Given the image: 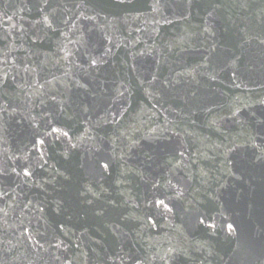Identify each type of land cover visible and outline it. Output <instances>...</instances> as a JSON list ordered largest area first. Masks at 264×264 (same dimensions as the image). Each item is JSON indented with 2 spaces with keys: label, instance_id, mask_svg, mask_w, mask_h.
Here are the masks:
<instances>
[{
  "label": "water",
  "instance_id": "water-1",
  "mask_svg": "<svg viewBox=\"0 0 264 264\" xmlns=\"http://www.w3.org/2000/svg\"><path fill=\"white\" fill-rule=\"evenodd\" d=\"M0 264H264V0H0Z\"/></svg>",
  "mask_w": 264,
  "mask_h": 264
},
{
  "label": "snow or ice",
  "instance_id": "snow-or-ice-1",
  "mask_svg": "<svg viewBox=\"0 0 264 264\" xmlns=\"http://www.w3.org/2000/svg\"><path fill=\"white\" fill-rule=\"evenodd\" d=\"M65 135H66V133H65ZM27 174V173H26Z\"/></svg>",
  "mask_w": 264,
  "mask_h": 264
}]
</instances>
